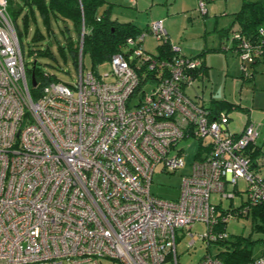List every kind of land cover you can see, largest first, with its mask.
Returning a JSON list of instances; mask_svg holds the SVG:
<instances>
[{"label": "built area", "instance_id": "1", "mask_svg": "<svg viewBox=\"0 0 264 264\" xmlns=\"http://www.w3.org/2000/svg\"><path fill=\"white\" fill-rule=\"evenodd\" d=\"M6 7L0 0V264H178L177 229L204 223L198 239L209 247L228 238L230 218L264 203V176L250 149L259 124L234 133L225 112L211 116L186 95L202 59L173 44L165 58L147 52L148 36L168 39L162 19L127 37L103 73L83 68L81 37L74 80L49 82L33 101ZM198 10L205 12L204 0ZM229 36L224 47H233L248 76L264 51V27L255 39L238 30ZM189 138L205 150L177 197L152 194L156 166L184 167L177 145ZM239 179L246 198L221 211ZM188 234L191 246L195 234ZM196 264L228 263L208 251ZM245 264H264V254Z\"/></svg>", "mask_w": 264, "mask_h": 264}, {"label": "rangeland", "instance_id": "2", "mask_svg": "<svg viewBox=\"0 0 264 264\" xmlns=\"http://www.w3.org/2000/svg\"><path fill=\"white\" fill-rule=\"evenodd\" d=\"M190 2L191 0H105V2L99 6L98 12L101 13L108 7V4L111 3L109 7V16L111 19L116 20L117 22L132 21L139 27H146L151 21L162 19L164 27L168 28L169 22L167 23V18L168 16L171 17L172 24H170V31H168L169 42L173 45L179 46L181 52L186 56H196L200 54L199 57H201V59L203 58V55L204 57H209L212 65L209 68L211 71V78L209 81H199L201 78L199 76V79H195L192 83L193 86H195L197 82L199 90H201L204 83V85L207 86V93L213 86V91H217V95L220 96H222L224 91L227 95L232 92V97H236L238 101L242 99L241 101L245 105H249L248 100L251 99V94H253V92H255V97H262L261 99H264V96H262L264 95V91L258 90L260 84H255V82L253 83V79L249 77L242 78L240 75V70L237 69V57L232 49H222L224 47L223 43L226 44L229 41V39L226 40V37L223 34L225 33V29L230 26L229 24L232 15L224 17L221 12H218L216 15H212L211 12H208L206 16H204L199 13L198 0H194L193 5H190ZM207 3L208 2L206 1V11ZM158 12H162L163 14L159 16ZM228 13L231 14L232 12ZM51 23L53 34L50 35L46 34L45 27L39 18H37L36 24H29L28 32L26 35L23 34L20 40L23 59L24 62H26L27 67H29L31 65L30 62L32 61V57L30 56L28 49L30 47L41 48L46 44H49L50 51L55 59L49 57V55L43 54L37 57V63H39L43 70L54 74L58 80L69 83L74 80L78 69L76 70L70 57H67L64 61L60 52L56 48V40L59 41V43H63L66 36L71 35L74 39L75 35L72 31H70L69 34L62 33L60 30L63 27V24L59 22L55 23L54 21ZM17 24L20 28L21 23L19 19L17 20ZM36 26L44 35V39L41 42L33 43L31 37L33 29ZM67 26H70V23L67 24ZM144 46L147 52L151 54L156 53V41L151 36H148L145 39ZM225 59H227L226 63L229 64L228 68L226 67ZM82 63L84 69H91L90 56L88 53L82 55ZM108 70V62H105L98 67L100 73ZM235 71H237L236 76L238 80L236 88L232 87L231 83V75L236 73ZM250 74L251 73L249 72V75ZM225 79H227L226 83ZM242 84L243 87H245V90H243L245 92L244 94H239ZM187 89L185 91L186 93ZM188 95H193L191 94L190 88L188 90ZM256 110L259 109L255 106L252 114H255ZM243 115L244 113L240 110L230 114V117L234 121L232 124L233 130H239L244 120ZM251 121L260 124L257 142L261 147V156L264 157V117L252 116ZM198 143L199 141L195 138H189L178 142L177 146L183 148L182 158L185 163L184 167L169 171L163 170L162 164L160 163L156 166L150 186L152 194L164 199H175L177 197L182 176L187 174L190 170V165L193 161ZM260 163H262L260 166V173L261 175H264V159H260ZM237 188L238 190L235 192L234 198L222 199L219 204L221 207H235L241 204L246 198V193L244 192L246 188L245 181L239 179L237 182ZM239 191H241V193H239ZM210 200L213 203H217L218 196L216 194H211ZM252 224L253 221L251 214L247 217H233L226 223V231L229 235V240H233L238 236L243 238H248L249 236L250 240L254 241L252 243L251 251L252 255L256 257L264 252V233L253 232ZM204 230L205 224L202 222H196L188 230H176V254L178 264H196L202 256L208 253V251L212 255H215L225 249V244L212 243L207 247L204 241L198 239V234L202 233ZM190 232L195 234V242L193 245L188 246V243L191 240V237L188 234ZM259 239L260 241H257ZM163 264H173V261L167 259Z\"/></svg>", "mask_w": 264, "mask_h": 264}, {"label": "trees", "instance_id": "3", "mask_svg": "<svg viewBox=\"0 0 264 264\" xmlns=\"http://www.w3.org/2000/svg\"><path fill=\"white\" fill-rule=\"evenodd\" d=\"M104 2L105 0H7L6 10L20 44L22 35H26L29 30V24H36L37 18L42 21L46 34L48 35L53 34L51 27L52 21L63 24L60 30L62 33L69 34V32L72 31L75 35L74 39L70 35L65 37L63 43H59V41L55 40L57 43L56 48L64 61L67 57H70L75 68L77 67L79 42L82 37V55L84 53L89 54L91 62L90 68L93 72L97 73L98 67L101 64L108 62L113 54L120 51V46L124 44L127 37H135L142 30L146 29V27L138 28L130 21L117 22L111 19L109 16V7L111 3L108 4L105 10L99 13L98 8ZM204 2H206V0H204ZM18 19L21 23L20 28L17 24ZM69 23L70 26H67ZM233 24L236 25V28L231 30H238L247 39H255L259 28L264 27V0H244L240 9L234 13ZM231 30H229V35ZM226 31L227 29L225 32ZM43 39L44 35L42 32L37 26L34 27L31 41L33 43H38ZM170 46L171 43L169 42V38L166 42L156 43V53L152 55L157 58L168 57V55H170ZM28 51L32 57V61L29 67H27L25 62V75L30 98L36 101L44 85L51 81L58 80L54 74L43 70L39 63H37V57L43 54L49 55V57L53 59H55V57L50 51L49 44L41 48L30 47ZM262 53H264V51H262ZM196 57H199V55H196ZM257 57L249 65H252ZM202 68L201 65L199 68L195 69L192 75L196 77ZM32 72L36 79L35 86H31L30 84V75ZM210 101L209 106L206 107L210 110L211 116L218 114L221 110L229 112L233 109L240 108L239 105L225 100ZM201 105L205 106L204 104ZM204 150L205 149L199 144L193 159L201 158ZM220 209L221 211H226L228 207H220ZM232 210H234V208H232ZM249 214L252 215V231L264 233V203H257L252 206ZM249 214H244V217H247ZM257 241H260V239ZM253 242L254 241L250 240L249 236L248 238L238 236L233 240L226 238L219 242L220 244H225V249L215 255L228 264L248 263L255 258L251 251ZM262 254H264V252H262Z\"/></svg>", "mask_w": 264, "mask_h": 264}, {"label": "crops", "instance_id": "4", "mask_svg": "<svg viewBox=\"0 0 264 264\" xmlns=\"http://www.w3.org/2000/svg\"><path fill=\"white\" fill-rule=\"evenodd\" d=\"M206 1L208 2L207 3V11L205 10V12L203 14H201V15L206 16V14L208 12H211L212 15H216L218 12H221V14L224 15V17L232 15L231 16L232 19H231L230 24H229L230 26L227 28V31L223 34L226 37V40H227L229 38V30L236 28V25L233 24L234 13L237 12L240 9V7L242 5V2L244 0H206ZM249 1H259V0H249ZM193 3H194V0H191L190 5H193ZM205 9H206V5H205ZM224 12H227V13H224ZM228 12H232V13L229 14ZM162 14H163L162 12H158L159 16L162 15ZM171 20H172V18L168 16L167 23L169 22V26H168V28H165L167 34H168V31H170L169 27H170V24H172ZM130 22H132V21H130ZM133 24L136 27H138V28H144V27L137 26L135 23H133ZM148 25L149 24H147V26ZM226 44H228V43H226ZM226 44L223 43L224 46ZM222 49L227 50V49H230V48L223 47ZM198 55L200 56V54H198ZM235 56L237 57L236 53H235ZM236 59L238 61L237 69L240 70V75L242 76V78H248L249 77V78L253 79V83L255 82V84L256 83L260 84L258 90L264 91V53L260 54L257 57L256 61L252 65L248 66V70L251 73L249 76H245L243 74V72L240 69V62H239L238 57ZM226 60L227 59H225V63H226ZM232 64H234V63H232ZM201 65H202L203 68H202V70L200 72H198V74L196 75L195 79L198 80L199 79L198 77L200 76L201 78L199 79V81L200 80L203 81V82L206 81V80L209 81V79L211 78V71H210L209 68L212 66L209 57H204V55H203L202 64ZM226 65H227L226 67L228 68L229 64L226 63ZM235 72L236 73H233L231 75V78H232L231 79V83H232V87L236 88L238 80H237V76H236L237 71H235ZM226 80L227 79H225V83H226ZM189 88L191 89V94H193V95H190L191 97L188 95ZM225 88H224V90H225ZM186 89H187V93L186 92L185 93L191 100H193L195 102H198L200 104H204L205 106H209V104L211 102L210 100H225V101L231 102V103H233L235 105H239L240 108L233 109V110H231L229 112L226 111V110H221V111L225 112L228 115V117H229L228 128L234 133L241 132L242 129L244 128V126L248 122H251V117L252 116L264 117V99H261L262 97H259V98L255 97V92H253V94H251V99L248 100V104L249 105H245V104L242 103V101H241L242 99H240L238 101L236 99V97H232V95H231L232 92L228 93V95H227L225 93V91H224L222 96H220V95H217V91L216 92L213 91V86H212L211 90L207 93V86L204 85V83H203V87H202L201 90H199V86H198L197 82H196L195 86L190 85V86L185 88V91H186ZM243 90H245V87H243V84H242L241 91L239 92V94H241V93L244 94L245 91H243ZM254 90H255V88H254ZM262 96H264V95H262ZM192 98H194V99H192ZM255 106L258 107L259 110H256L255 114H252L253 113V109H255ZM237 110H240V111H242V113H244V115H243L244 116V120H243V122L241 124V127L239 128L238 131L232 129V124L234 123V121L230 117V114L232 112H237ZM259 128H260V124H259ZM258 135H259V133H258ZM257 139H258V136H257V138L255 140L254 146L252 148H250V149H251V157H252L253 163L255 165V168L260 173V171H261L260 166L262 165V163H260V159H264V157L261 156V154H262L261 147L258 144ZM262 176H264V175H262Z\"/></svg>", "mask_w": 264, "mask_h": 264}, {"label": "water", "instance_id": "5", "mask_svg": "<svg viewBox=\"0 0 264 264\" xmlns=\"http://www.w3.org/2000/svg\"><path fill=\"white\" fill-rule=\"evenodd\" d=\"M30 84H31V86H35L36 85V79H35V76H34L33 72L30 75Z\"/></svg>", "mask_w": 264, "mask_h": 264}]
</instances>
